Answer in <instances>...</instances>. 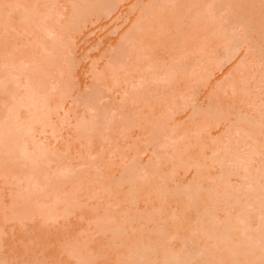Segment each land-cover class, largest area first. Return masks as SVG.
<instances>
[{
  "label": "rangeland",
  "instance_id": "obj_1",
  "mask_svg": "<svg viewBox=\"0 0 264 264\" xmlns=\"http://www.w3.org/2000/svg\"><path fill=\"white\" fill-rule=\"evenodd\" d=\"M208 1L179 0L182 6L177 10L173 0H164L161 12V6H153L154 0H105L98 19L80 23L74 30L72 9L81 5V0L46 3L51 8L45 10L48 14L44 21L54 27L52 37L60 42L52 50L55 58L45 80L55 101L62 100L64 105L58 114L63 121L46 128L45 134L38 128V138L54 153L50 168L46 166L51 171L50 183L55 188L61 183V198L71 194L78 204H67L65 209L70 214L66 218L44 223L37 212L51 206L52 198L40 192L33 194L28 217L15 222L11 219L25 205L21 202L24 192L20 184L15 185V178H0V264H81L65 250L71 244L78 245L87 256L86 264H127L131 256L133 264H143L136 254L142 244L157 247L144 264H153L160 261L163 253L177 251L179 264L184 262L182 254L185 264H202L204 256L198 252L205 247L198 241L203 228L198 226V217L202 216L204 197L216 190L222 198L227 197L226 202L223 198L225 203L229 199L231 204L228 214V204H220L221 208L217 204L219 210L217 206L214 209L220 224H216L219 230L214 225L215 235L226 230L230 221L220 222L228 215L244 216L243 221L247 220L245 216H251L250 208H242L241 213L236 205L237 200L243 202L249 194L245 177L238 174L226 156L221 159L225 162L223 168L217 160L230 146L241 150L236 140L243 132H251V137L257 133V142L264 146V119L257 113H264V0H215L212 26L207 21V28H197L195 21L203 17ZM19 2L33 4V0ZM146 8H152L151 12L147 14ZM24 17L23 10L13 15L14 27L0 41V62H4L8 50L24 51L29 43L42 41V31L37 28L20 31ZM228 41L232 46L240 41L239 51L228 47ZM46 44L50 46L52 42L48 39ZM138 46L144 50L139 58L128 55ZM118 47H125L120 55L115 49ZM230 54L235 57L229 63ZM112 57L122 59L119 62L123 70L106 64ZM208 60L213 62L210 79H192ZM178 66H183L179 74L175 72ZM167 70L171 78L165 82L162 79ZM226 74L239 80L243 76L245 81L235 80L238 93L231 87L218 86ZM116 75L119 82L114 81ZM142 81L145 83L138 93L132 94L135 99L122 96ZM241 87L246 93L240 91ZM256 120L261 126L254 125ZM221 122L229 129L220 128ZM76 123L92 126L93 130L84 138V133L70 128ZM231 147L229 153L234 151ZM178 148L179 152L186 151L189 162L199 159V166L177 170L174 155ZM179 152L180 157L183 153ZM260 152L259 165L263 166L264 148ZM141 169L149 172L144 180L139 176L143 174ZM64 171L67 172L63 174ZM46 175L42 172L40 177ZM132 179H137L136 187L130 184ZM220 182L226 187L216 189ZM194 185L200 186L202 194L190 199L186 191ZM186 206L188 212L183 210ZM252 215L251 226L255 229L258 216ZM173 217L179 221L176 228L165 240L158 239L168 229L166 220ZM105 218L111 221L112 228ZM222 225L224 230L219 232ZM107 227L115 231H107ZM194 228L201 230L199 234ZM131 240L135 246L129 252ZM237 242L235 249L242 245ZM243 251L235 250L234 258L230 255L234 251L220 254L229 256L225 264H243L235 260V254L239 258Z\"/></svg>",
  "mask_w": 264,
  "mask_h": 264
},
{
  "label": "bare ground",
  "instance_id": "obj_2",
  "mask_svg": "<svg viewBox=\"0 0 264 264\" xmlns=\"http://www.w3.org/2000/svg\"><path fill=\"white\" fill-rule=\"evenodd\" d=\"M48 1L50 2V0H33L32 5L31 3H29L28 5H24L21 2H19V0H0V41L2 40L5 32L8 29L14 27L13 15L19 10H23V12L25 13V17H24L25 20L20 27V31L25 32L28 29L37 28L40 31H42L43 34L42 41L29 43L24 51H20L17 48L8 50L7 53L4 55V59H5L4 62L3 63L0 62V170L2 171V174H0V178H4L7 181L8 179L15 178L14 179L16 180L14 181L15 185L17 183L18 186L21 185L22 190L20 187L19 188L21 191L24 192V195L21 197L22 198L21 202L23 201L25 205L23 204V207L22 206H21L22 208L20 207L21 209L18 210L16 216H14L11 219L12 221L15 222H20L21 220L28 217L27 214L29 212H27V210L30 209L29 206L31 204L32 198L35 196V195L33 196V194L37 195L40 192H44L45 198H52V200L50 201L51 206L49 205L47 209L44 208L45 212L42 208H40L43 210V211L41 210L42 213L37 212V214L40 217H42L44 223L46 222L57 223L58 220L66 218L70 214V213L68 214V212L65 209L67 204L70 202L74 205L78 204L76 196H72L71 194L67 195L65 198H61V192L59 191L60 186L62 185L61 183H59L60 186L58 185L57 188H55V186H52V183H50L51 179L48 178L49 175H51V171L48 168H50L49 164L50 162H52L50 161L52 159L51 156L54 153L52 154L50 150L43 147L42 141L38 138V136L40 135L38 128H41L42 131H44L46 128H50V127L52 128V126L54 124L56 125L57 122L63 121L58 114L59 111L63 109L64 102L62 100L55 101L54 94L49 93L50 87H48L47 81L45 80V78L49 76V74L51 73L52 64H53L52 62L55 58V54L52 53V50L54 47H57V45L60 42L59 40H57V38L52 37V35L55 34L56 32L54 27H52L50 23L44 21L45 15L48 14V12L45 10L51 8L50 5L53 3L51 1L50 5H46ZM162 2L164 3V0H154V4H153V6H159V7L161 6L160 8L161 12H163L162 10H164L162 8V6L164 5ZM172 3L175 5V8L177 10H179L180 6H182L179 0H173ZM214 3L215 0H210L206 3L203 17L199 19L198 23L195 21L196 23L195 25H198L197 28H207L208 22L209 25L212 26V19L215 18V12H216V6L214 5ZM104 5H105V0L103 1L81 0V5L76 4L75 6H73L72 9L73 21L71 24L72 26L71 29L73 30L77 29L80 23H87V22L89 23L92 18L98 19L103 13ZM150 10H152V8H146L145 11L148 14L151 12ZM42 14L43 16H41ZM243 23L244 22H241V26ZM62 31H67V29H62ZM226 38L227 37H225V39ZM48 39L52 42L50 46L46 44L48 43ZM185 41L190 42L191 40L186 39ZM140 46L138 47L140 48ZM201 46L203 47L204 45L201 44ZM227 46L239 51L238 48L239 46H241V43L240 41H236L232 46L231 43H229L228 41ZM138 47L134 50V52H128V55L132 53L131 56L135 58H139V56L144 50L141 48L139 49ZM115 49H118L117 50L118 52L120 51L118 54L120 55L121 51L125 50V47H118ZM36 51L38 52V54L35 55ZM234 55L235 54H230L228 56L227 62H229L233 57H235ZM125 56H127V54L123 55L121 58L123 59V57ZM110 59L112 60L111 61L109 60V62L106 63L109 67L111 65L110 68H113L117 71L123 70L124 67L119 62L122 59L118 61L114 57ZM212 65H213L212 60H208L203 68H201L197 72H194L192 79H197V78L208 79V77L210 79V74H214L210 70ZM154 69L156 71V68ZM154 69L151 68V70ZM182 70H183V66H178L175 72L179 74L182 72ZM170 78H171V73H169V71L167 70L162 80L167 82L166 80H169ZM242 79L239 80V78L236 79L233 75L226 74L225 77L219 81L218 86L222 85L225 88L229 87V89L231 87L232 89H235L236 92L238 93L239 89L236 86L237 85L236 83L240 81L241 82L245 81L244 79L243 80ZM235 80L236 81L239 80V81L236 82ZM114 81L115 82L120 81L119 78H117V75L115 76ZM143 83L145 82L142 81L139 82L137 86L136 85L135 87L132 86L131 90L125 92V94H123L122 96L123 97L128 96L129 99H131L130 97H133V99H135L136 97L134 98L133 95L135 94L133 93H138L137 89H139L143 85ZM243 89L244 88L241 87L240 91L246 93V91ZM260 111L261 110L257 112L260 116L259 118L264 119V113ZM211 115H212L211 113L208 114V117ZM257 121L258 120H256V123H254V125L258 123ZM219 124L221 128V126L223 127V124L225 123L221 122ZM228 126L227 124L224 125V127H227L229 129ZM258 126H261L260 122L259 125L257 124V127ZM91 127L89 125L85 126L76 123L72 125L70 128L72 130L76 129L80 131V134L84 133L83 137L85 138V134L88 133V131L93 130ZM251 127L252 129H254L253 126ZM248 132L247 134H244L245 132H243V135L238 137L236 140L237 141L236 145L238 143L239 145L238 147L241 150L237 149L236 151V149L230 146L232 149H234V151L231 149L233 152L230 151L231 153H229L228 149H230V147H228L226 150L227 147L226 146L224 148L227 152H225L224 156L222 157L220 156L217 161L218 163H222L221 168H223L224 166L223 163L225 162H222L221 159H223L226 156L227 158H229L228 161L231 162L233 167H235V169L238 171V174L242 175L241 177H245L244 184L246 185L245 186L246 189L249 190V194L247 193L248 196L247 195L245 196L244 194L246 193H244L243 195L247 197V199L245 198L243 202H238L237 200L236 205L237 204L239 205V209L237 205V210L241 211V213L242 211H244L245 208H250L249 211L251 213V216L250 217L249 215L247 217L245 216L247 220L243 221L242 219L244 218V216L243 218H240V216L238 215L240 218L239 219L237 215L236 217L230 216L231 214L228 215L227 217L228 219L225 218L222 222H220L223 224L225 220L230 221L228 226H226V223H224L226 226L225 228L226 230L223 229L224 226L222 225V229L220 228L221 230L219 232H221L222 230H224V232L223 233L221 232L222 234L218 233V235L217 234L215 235L214 233H212L214 225L218 223L217 225L219 226L220 224L217 215L215 214L216 211L214 209L216 208L217 204H219L218 206H220L221 208L220 204H224L226 202L225 199L226 196L223 197L225 199L224 202L222 195L217 194V191L214 190L210 195L204 197L205 199L204 198L202 199V201L205 200L202 203L203 210H205V212L202 210V216L203 215L204 216L202 217L198 215L199 216L198 218H200L198 219V223H199L198 226L200 224L201 227L203 226V228L200 227L202 229V231L200 230L202 236H199L198 241L199 242L202 241L205 247L198 252V254H202L204 256L202 264H225L229 258V256L226 257L227 255L226 250H228V253H231L230 251H234L230 254L232 258H234L233 257L234 253H236L235 250H238L237 253H239L240 250L243 251V249L244 251L239 254V258H238V254H235V256L237 255V257H235V260H239L243 264H245V262L247 264L264 263V163L263 166L261 164L259 165V158L261 156L260 149L264 148V146L263 144L257 142L256 140L257 139L256 136L258 135L257 133L256 136L253 135V137H251V135H249ZM45 133H46L45 131L42 132V134ZM218 133L220 134V130ZM249 140L253 142V144L250 143L252 145L248 144L250 142ZM247 141L249 142L247 143ZM177 150L179 152V148ZM177 150L175 151L177 152ZM180 150H182L180 152L183 153L180 157L178 156V152L176 155H174L175 153L173 154L175 158L172 157L173 155H171L172 158L177 160V162L174 163V167L177 170L188 169L189 166L190 168H192L191 165L199 166V164L201 163L199 162L200 161L199 159L196 160L192 159L191 162H189V157L185 155L186 151H183V149ZM216 151L219 152V150ZM172 158L170 159L174 160ZM8 159L10 160L8 161ZM16 161H18L20 165H17L18 163H16ZM12 163L14 164V168ZM16 165L19 168L15 167ZM47 165H49V167ZM46 166L48 168H46ZM17 169L18 172H16ZM46 169H48L50 174L47 173L48 171ZM142 170L143 169H141L140 172ZM42 172L47 174L46 176H43L45 177L44 179L43 177H40V174ZM66 172L67 171H64L63 174H65ZM142 173L143 174H139V176L142 175L141 178L144 180L145 177L146 178L148 177L149 172L143 170ZM228 173L227 175H229ZM221 176L224 177L223 175ZM141 178L139 177V179ZM134 180L132 179L133 183L130 184H134L136 187L137 179ZM9 182H10L9 184H11L13 181L12 182L9 181ZM148 182L149 181H147V185ZM224 184L225 183L220 182L215 188L216 189L221 188L222 187L221 185L226 187ZM133 186L132 188H134ZM186 193H188L191 197L190 199H192V197L199 198V196H201L202 194V191L200 186L194 185L193 187L188 188ZM225 194L227 195V193H224V195ZM26 196L31 197V199ZM89 197H91V195ZM32 203H34V199ZM228 203H230L229 199H227V203L225 204ZM189 205L191 206L190 203H188V206ZM218 206H217L218 209L216 210H219ZM222 206H223L222 208H225L224 207L225 205ZM228 206H231V204L230 205L228 204L226 206L227 211L225 212L227 214L229 212ZM158 208H160L161 210V207H157V210ZM229 208L232 209V207ZM183 210L185 212H188L189 207L186 206L184 207ZM211 213H214L215 215H212ZM255 213L256 216L258 217H256L257 225L254 229V227L251 226L252 225L251 221L253 220L252 214ZM103 220H107L109 223V224L107 223L108 226L110 225L111 221L108 218H105ZM178 223H179L178 219H175L174 217L167 219L166 226H168V229L160 236H157V238L165 240L166 237L169 236L170 230L175 229ZM217 225L215 226L216 230L219 228ZM111 226L112 225H110L109 227ZM109 227H107V231H109L108 229L112 228ZM113 229H115L114 226ZM195 229L196 228H194V230ZM114 231L112 230V233ZM200 231L196 229L195 232L199 234L198 232ZM192 232L195 233L194 231ZM115 234L116 233H114V237ZM236 237L240 238V242L239 241L237 242L238 239ZM233 239L235 240V243L233 242ZM236 242L239 243L238 245L241 244L244 245V247H241L242 246L241 245L239 249H235V246L237 245ZM181 243L183 246L184 243L183 242ZM134 246H135L134 242L132 240L131 242L129 241L127 250L131 252L134 249ZM155 247L156 246L154 245L142 244L138 248L136 254L139 257H141L140 259H142L143 264L148 263L147 260L150 251L154 250ZM182 248L184 249V247ZM65 250L69 253V255L75 256L77 259H79L81 264H86L88 262L87 256L82 254L81 249L80 247H78V245L76 244L66 245ZM178 252L179 251L171 252V253H163L161 255L160 261L154 262L153 264H179L178 262L180 257L178 256L177 258ZM223 252L226 253V255L220 254ZM133 258L134 256L127 258L126 260L127 264H130L131 262H132L131 264H133V261L130 260V259L133 260ZM182 259L184 261L182 264H185V260H184L185 258L183 257V254L181 260ZM188 262L186 264H188ZM140 263L142 264V262Z\"/></svg>",
  "mask_w": 264,
  "mask_h": 264
}]
</instances>
